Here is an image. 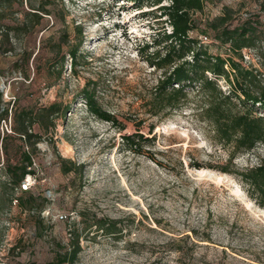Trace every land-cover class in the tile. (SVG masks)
I'll return each instance as SVG.
<instances>
[{
  "label": "rangeland",
  "instance_id": "rangeland-1",
  "mask_svg": "<svg viewBox=\"0 0 264 264\" xmlns=\"http://www.w3.org/2000/svg\"><path fill=\"white\" fill-rule=\"evenodd\" d=\"M167 3L0 0V264H58L76 241L72 264H264V208L238 176L218 169L264 163V142L231 158L207 99L193 93L173 111L149 109L161 73L146 56L169 29L160 9ZM225 8L232 27L255 25L254 44L236 58L255 90L264 86V0H209L191 14V36L225 56L227 47L203 33ZM79 40L77 66L67 57L55 79L57 46ZM86 86L114 125L88 113ZM218 86L228 93L223 79ZM52 103L68 110L49 132L36 124L39 138L13 132L22 111ZM253 112L264 115L257 105ZM135 133L149 139L139 153L123 140ZM26 153L34 173L17 184L7 166ZM58 156L82 170L64 174Z\"/></svg>",
  "mask_w": 264,
  "mask_h": 264
},
{
  "label": "trees",
  "instance_id": "trees-1",
  "mask_svg": "<svg viewBox=\"0 0 264 264\" xmlns=\"http://www.w3.org/2000/svg\"><path fill=\"white\" fill-rule=\"evenodd\" d=\"M160 1L162 0H158ZM166 1L168 3L162 5L160 9L169 29L164 30L159 38L154 40V50L146 56V62L161 73L150 100L149 109L152 115L158 116L166 110L173 111L193 93L207 99L206 112L210 123L221 142L230 146L231 158L239 152L252 150L258 143L264 142V115L258 116L253 112L255 105L264 112V86L251 89L250 84L255 76L236 58L242 60L243 49L254 44L255 25L232 27L229 8H225L222 15L207 20L203 33L210 35L219 45L227 47L225 56L212 54L209 51L211 44L191 36L194 30L191 14L202 12L209 0ZM26 16L38 17L36 12H29ZM76 29V35H80V31ZM80 45L81 40L73 45L66 41L57 46L59 62L56 68L53 66L55 79L61 78L67 57L73 68L77 66ZM141 49L147 50L148 46H142ZM219 79L228 84L227 94L218 86ZM80 99L90 115L113 125L116 123L115 117L103 109L95 94L87 86L80 91ZM67 110L68 107L62 108L58 103L38 108L36 112L24 110L16 118L13 132L24 140L39 138L40 136L33 132V126L36 124L47 133L50 127H55L56 113L61 111V116L65 117ZM6 115L7 112L2 119ZM33 118L39 119L40 122ZM123 140L136 153L141 151L144 142L149 141L140 133L125 135ZM58 160L64 165L62 167L64 174L82 170V166L68 162L60 156ZM66 163H70V166H66ZM32 166V159L26 153L20 163L7 166L6 171L10 176L16 177L17 184H20L25 176L34 173ZM218 169L223 173L238 176L248 196L259 207L264 208V163L244 171H232L222 166ZM78 250L79 245L76 241V249H67L63 256H58L57 263L72 264Z\"/></svg>",
  "mask_w": 264,
  "mask_h": 264
},
{
  "label": "built area",
  "instance_id": "built-area-1",
  "mask_svg": "<svg viewBox=\"0 0 264 264\" xmlns=\"http://www.w3.org/2000/svg\"><path fill=\"white\" fill-rule=\"evenodd\" d=\"M207 38H204V40H206ZM28 183V182H27ZM29 184H27V185H23V187H24V189L26 190L27 188V186H28ZM60 218H63V216H61Z\"/></svg>",
  "mask_w": 264,
  "mask_h": 264
}]
</instances>
